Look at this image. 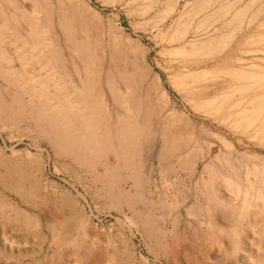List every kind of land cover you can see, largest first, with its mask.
Masks as SVG:
<instances>
[{"label":"rangeland","instance_id":"rangeland-1","mask_svg":"<svg viewBox=\"0 0 264 264\" xmlns=\"http://www.w3.org/2000/svg\"><path fill=\"white\" fill-rule=\"evenodd\" d=\"M159 1L0 0V264H264V0L195 55Z\"/></svg>","mask_w":264,"mask_h":264},{"label":"crops","instance_id":"crops-1","mask_svg":"<svg viewBox=\"0 0 264 264\" xmlns=\"http://www.w3.org/2000/svg\"><path fill=\"white\" fill-rule=\"evenodd\" d=\"M225 9L226 0H160L153 16L156 26L146 33L169 47L225 35Z\"/></svg>","mask_w":264,"mask_h":264},{"label":"bare ground","instance_id":"bare-ground-1","mask_svg":"<svg viewBox=\"0 0 264 264\" xmlns=\"http://www.w3.org/2000/svg\"><path fill=\"white\" fill-rule=\"evenodd\" d=\"M242 19H243V12H238L237 14H235L232 21L234 22L235 25L238 24L239 25L238 28H240L242 25ZM233 36H234V32H231L230 34L217 36L216 38H214L211 41H207V42L205 41L204 43L201 42V43L189 44L187 49L182 48V49H180V52L183 55H186V54L187 55H195V54H198L202 51L214 53L217 51V49H220L223 46L225 47V45L232 39ZM235 77H237L240 82L248 79L249 77L256 78L258 81V82H256L257 84L260 83L259 81L262 79L261 75H259V74L250 75V74L242 73V72L237 73V76H235ZM247 90H248L247 87L240 88L239 93L243 94L245 91L247 92ZM257 102L259 104L258 110L254 111V113L251 112L252 115H243L244 117L243 116L241 117V124L243 126H245V129L251 128L254 125V123L257 121V119L261 118V116L264 112V97H262L260 100H257ZM252 103H253V101H252ZM245 113H247V112H245ZM263 118H264V116H263Z\"/></svg>","mask_w":264,"mask_h":264}]
</instances>
